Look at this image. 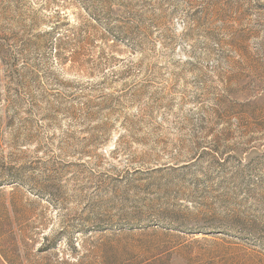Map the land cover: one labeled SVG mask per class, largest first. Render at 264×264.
<instances>
[{
	"label": "rangeland",
	"instance_id": "374dc122",
	"mask_svg": "<svg viewBox=\"0 0 264 264\" xmlns=\"http://www.w3.org/2000/svg\"><path fill=\"white\" fill-rule=\"evenodd\" d=\"M0 264H264V0H0Z\"/></svg>",
	"mask_w": 264,
	"mask_h": 264
},
{
	"label": "bare ground",
	"instance_id": "6f19581e",
	"mask_svg": "<svg viewBox=\"0 0 264 264\" xmlns=\"http://www.w3.org/2000/svg\"><path fill=\"white\" fill-rule=\"evenodd\" d=\"M159 224V223H158ZM157 224V225H158ZM150 228V227H149ZM159 229V228H158ZM153 229H148L147 231H152ZM143 231V230H142ZM155 231V230H154ZM142 234V233H141ZM146 236V235H145ZM148 236V235H147ZM142 238V237H141ZM143 238H145V237H143ZM149 238V237H148ZM151 238V237H150ZM156 239H157V237H156ZM147 240V239H146ZM150 240V239H149Z\"/></svg>",
	"mask_w": 264,
	"mask_h": 264
}]
</instances>
